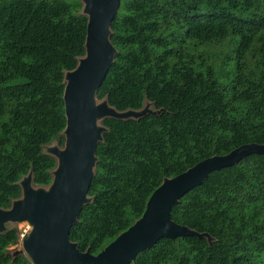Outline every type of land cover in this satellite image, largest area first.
<instances>
[{
	"label": "trees",
	"instance_id": "trees-1",
	"mask_svg": "<svg viewBox=\"0 0 264 264\" xmlns=\"http://www.w3.org/2000/svg\"><path fill=\"white\" fill-rule=\"evenodd\" d=\"M79 0H0V208L32 173L48 186L64 146V75L85 55ZM113 62L96 92L106 117L88 197L70 228L98 254L145 210L164 179L246 144H264V0H120ZM171 220L207 238L160 239L131 264H264V155L214 171L172 207ZM19 230L0 233V264H31Z\"/></svg>",
	"mask_w": 264,
	"mask_h": 264
},
{
	"label": "water",
	"instance_id": "water-1",
	"mask_svg": "<svg viewBox=\"0 0 264 264\" xmlns=\"http://www.w3.org/2000/svg\"><path fill=\"white\" fill-rule=\"evenodd\" d=\"M79 1L83 4L82 14L87 17L85 55L74 70L64 75V146L54 155L49 154L56 159L50 185L34 188L31 172L19 182L21 197L12 201L10 208H0V233L6 230V224L26 222L28 233L19 232L23 252L15 254H24L31 264H131L137 254L154 247L160 239L197 237L210 241L209 235L174 223L170 217L172 207L210 173L237 165L250 155H264V144L242 145L164 179L149 197L141 217L96 255L80 252L69 240L70 228L82 207L90 202L88 190L94 175L95 152L105 131L101 121L106 117L136 120L147 115L132 117L140 110L118 112L106 100L97 103L96 92L114 59L110 25L120 0Z\"/></svg>",
	"mask_w": 264,
	"mask_h": 264
},
{
	"label": "rangeland",
	"instance_id": "rangeland-1",
	"mask_svg": "<svg viewBox=\"0 0 264 264\" xmlns=\"http://www.w3.org/2000/svg\"><path fill=\"white\" fill-rule=\"evenodd\" d=\"M101 101H97V103H100ZM159 111L155 110L152 106L151 103L145 101L144 102V105L142 107V109L137 112V113H134V114H131L132 117H136V116H139L140 114H158ZM98 126H100V121H98ZM59 149H62V147H60L56 141L52 142L51 144L45 146L43 148V152L44 153H47V154H51V155H54V151L55 150H59ZM34 188H37V186H34L32 185ZM17 228L20 232L21 235H26L29 231V227H28V224L26 222H22V223H17V224H6L5 225V228ZM10 250L13 252V253H17V252H23V249H22V244H21V236H20V239H19V242L17 243V245L13 246L10 248Z\"/></svg>",
	"mask_w": 264,
	"mask_h": 264
}]
</instances>
